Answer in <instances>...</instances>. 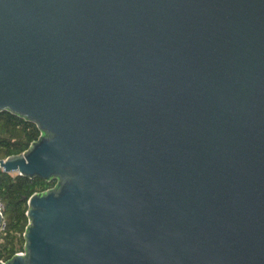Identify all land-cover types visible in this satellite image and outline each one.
<instances>
[{
	"label": "water",
	"instance_id": "95a60500",
	"mask_svg": "<svg viewBox=\"0 0 264 264\" xmlns=\"http://www.w3.org/2000/svg\"><path fill=\"white\" fill-rule=\"evenodd\" d=\"M3 111L55 183L0 264H264V0H0Z\"/></svg>",
	"mask_w": 264,
	"mask_h": 264
},
{
	"label": "trees",
	"instance_id": "16d2710c",
	"mask_svg": "<svg viewBox=\"0 0 264 264\" xmlns=\"http://www.w3.org/2000/svg\"><path fill=\"white\" fill-rule=\"evenodd\" d=\"M39 133L35 123L8 111L0 112V157L22 152ZM54 183L55 180L31 178L0 170V201L6 222L4 229L0 230L1 260H6L23 249L28 197Z\"/></svg>",
	"mask_w": 264,
	"mask_h": 264
},
{
	"label": "built area",
	"instance_id": "2783aa9c",
	"mask_svg": "<svg viewBox=\"0 0 264 264\" xmlns=\"http://www.w3.org/2000/svg\"><path fill=\"white\" fill-rule=\"evenodd\" d=\"M5 157H0V159H4ZM0 170H2V166L0 165ZM0 212L2 213V219H1V222H0V230L4 229L5 225H6V222H5V217H4V214H3V204L2 202L0 201ZM22 252V251H20ZM20 252H17V253H20Z\"/></svg>",
	"mask_w": 264,
	"mask_h": 264
},
{
	"label": "rangeland",
	"instance_id": "374dc122",
	"mask_svg": "<svg viewBox=\"0 0 264 264\" xmlns=\"http://www.w3.org/2000/svg\"><path fill=\"white\" fill-rule=\"evenodd\" d=\"M11 173H15V172H11Z\"/></svg>",
	"mask_w": 264,
	"mask_h": 264
}]
</instances>
